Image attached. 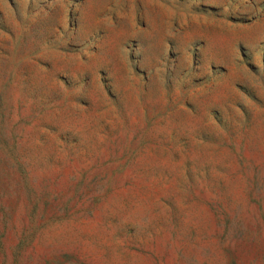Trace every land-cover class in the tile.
<instances>
[{
  "label": "rangeland",
  "instance_id": "rangeland-1",
  "mask_svg": "<svg viewBox=\"0 0 264 264\" xmlns=\"http://www.w3.org/2000/svg\"><path fill=\"white\" fill-rule=\"evenodd\" d=\"M0 264H264V0H0Z\"/></svg>",
  "mask_w": 264,
  "mask_h": 264
}]
</instances>
